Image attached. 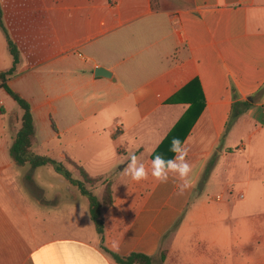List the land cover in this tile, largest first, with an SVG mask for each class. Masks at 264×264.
Instances as JSON below:
<instances>
[{
    "label": "crops",
    "instance_id": "0c3cea01",
    "mask_svg": "<svg viewBox=\"0 0 264 264\" xmlns=\"http://www.w3.org/2000/svg\"><path fill=\"white\" fill-rule=\"evenodd\" d=\"M0 5L20 53L7 84L31 104L33 151L109 180L114 200L99 234L66 180L67 205H51L37 185L35 197L24 184L33 203L21 199L20 171L32 168L18 165L11 147L24 111L0 77V264H119L114 240L117 254L143 253L156 264H264V0ZM13 66L0 26V75ZM98 68L112 76H97ZM233 87L253 105L228 127ZM173 138L193 169L183 195L174 174L167 183L151 176L154 155L175 158ZM132 153L147 180L124 174Z\"/></svg>",
    "mask_w": 264,
    "mask_h": 264
},
{
    "label": "trees",
    "instance_id": "16d2710c",
    "mask_svg": "<svg viewBox=\"0 0 264 264\" xmlns=\"http://www.w3.org/2000/svg\"><path fill=\"white\" fill-rule=\"evenodd\" d=\"M0 26L4 29L7 35L10 52L14 58V66L10 70L2 72L0 75L2 81L1 87L6 90L10 97L13 98L24 111L22 117V128L18 132L16 140L11 147V154L18 165L27 164L32 169L50 165L57 174L62 176L71 185L76 186L80 193L89 200L91 219L95 224L97 232L99 234H103L105 229L103 212L113 206L114 203L111 183L109 180H106L103 196L102 198H99L91 189L87 187V185L93 186L97 182H100L101 178H93L89 176L82 166L70 160L69 163L76 170H78L82 176V179H76L73 177L72 171L65 163L50 156H41L33 151V138L36 133V128L31 104L20 94L13 91L7 84L8 78L16 73L17 64L20 62V53L15 43L11 40L7 29L3 25L1 5ZM192 85L195 87L199 86L197 82L193 83ZM233 95L235 99L234 110L232 111L230 124L228 127H230L246 110L251 108L253 105V103L249 100H239V93L235 87H233ZM176 131L177 128L174 130V132H172V134H170L169 137H173ZM169 137L167 140H169ZM154 157L155 155L152 157V159ZM111 254L115 261L119 264H156L152 256L143 253L134 252L128 256H121L116 252H111ZM165 257L166 251H162L160 254L162 262L165 260Z\"/></svg>",
    "mask_w": 264,
    "mask_h": 264
},
{
    "label": "rangeland",
    "instance_id": "374dc122",
    "mask_svg": "<svg viewBox=\"0 0 264 264\" xmlns=\"http://www.w3.org/2000/svg\"><path fill=\"white\" fill-rule=\"evenodd\" d=\"M72 166V165H71ZM68 167V165H67ZM69 168V167H68ZM72 171V175L74 178L76 179H82L81 174L79 173L78 170H76L73 166L71 168H69ZM22 177L18 178L17 184H18V189L20 192V197L23 201L28 202V203H33V199L31 198V193L27 190V188L25 187L24 184L27 185H31L32 186V194L33 196L37 197L39 195H41V192L39 189L34 188L35 185L41 187L43 189V191L46 192V195L44 196V199L46 201H48L51 205H56L61 204L62 206L67 205V202L69 201L65 195H64V187H63V183H65V179L60 176L59 174H57L54 169L52 168V166L47 165V166H43L40 167L39 169H32V170H28V169H23L20 171ZM67 183H69L68 181H66L65 185H67ZM70 184V183H69ZM105 182L104 180H101L100 182H97L95 185L91 186V185H87V187L89 189H91L96 195H103L104 193V186ZM204 185V177L202 178V182L198 185L197 191L201 190V186ZM76 191H78V189L76 188ZM30 193V194H29ZM200 192H197V195ZM217 195V192L215 190L209 192V196L210 200H213V197ZM82 201L79 204L80 209H83L87 211V217L90 220V215H89V202L88 199L85 196H82ZM50 205V206H51ZM67 208V207H66ZM65 208V209H66ZM65 209H61L58 210V214L61 215L62 218H66L68 213L65 212ZM62 212V213H61ZM91 221V220H90ZM92 225L93 222H91ZM50 230V229H49Z\"/></svg>",
    "mask_w": 264,
    "mask_h": 264
},
{
    "label": "clouds",
    "instance_id": "9594fccd",
    "mask_svg": "<svg viewBox=\"0 0 264 264\" xmlns=\"http://www.w3.org/2000/svg\"><path fill=\"white\" fill-rule=\"evenodd\" d=\"M170 150L176 154L174 159L166 160L161 155H156L151 160V176L159 183H167L169 181V174H174L182 182L179 185L178 194L183 195L191 187L189 177L193 171L192 166L186 160L188 149L181 144L178 138H173ZM124 174L130 176L137 183L145 181L149 177V172L145 164L134 153L130 154L129 162L124 169ZM112 248L117 253L119 252L120 245L118 240L112 242ZM65 264H78V262L71 257H66ZM100 264H107V261L102 259Z\"/></svg>",
    "mask_w": 264,
    "mask_h": 264
},
{
    "label": "water",
    "instance_id": "95a60500",
    "mask_svg": "<svg viewBox=\"0 0 264 264\" xmlns=\"http://www.w3.org/2000/svg\"><path fill=\"white\" fill-rule=\"evenodd\" d=\"M96 75L97 76H105V77H111V73H109L108 71H106L103 68H98L96 69Z\"/></svg>",
    "mask_w": 264,
    "mask_h": 264
}]
</instances>
